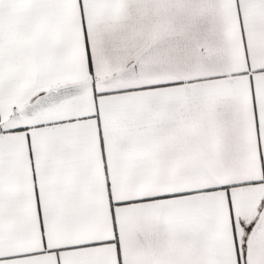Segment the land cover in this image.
Instances as JSON below:
<instances>
[{"label":"snow or ice","instance_id":"6c2138e0","mask_svg":"<svg viewBox=\"0 0 264 264\" xmlns=\"http://www.w3.org/2000/svg\"><path fill=\"white\" fill-rule=\"evenodd\" d=\"M0 264H264V0H0Z\"/></svg>","mask_w":264,"mask_h":264}]
</instances>
